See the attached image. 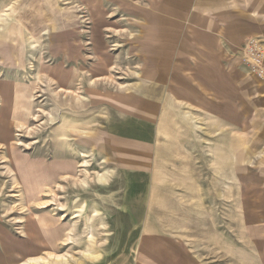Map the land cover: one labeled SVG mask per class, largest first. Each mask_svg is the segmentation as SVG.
<instances>
[{"label": "rangeland", "instance_id": "1", "mask_svg": "<svg viewBox=\"0 0 264 264\" xmlns=\"http://www.w3.org/2000/svg\"><path fill=\"white\" fill-rule=\"evenodd\" d=\"M164 1L158 15L150 0L28 1L15 34L0 3L9 264H264V79L247 74L242 45L226 75L204 70L209 85L155 77L175 54L169 24H151ZM261 17L240 24L247 38L264 41ZM141 92L165 103L146 125L147 172H130L106 139L137 118L122 106Z\"/></svg>", "mask_w": 264, "mask_h": 264}, {"label": "crops", "instance_id": "2", "mask_svg": "<svg viewBox=\"0 0 264 264\" xmlns=\"http://www.w3.org/2000/svg\"><path fill=\"white\" fill-rule=\"evenodd\" d=\"M28 1L33 0H0L1 4L5 3V25L10 31L13 30L14 34L16 33V20H20L18 27L29 23V16L21 10L26 7ZM150 1L151 5L156 6V14L158 15L160 7L158 0ZM15 2L18 3L17 13L14 9ZM163 4L165 6L162 5L161 7H166L168 14L166 16H154L152 18L154 21L151 24L153 26L162 23L169 24V30H172L170 33L174 35L170 39L175 43V54L171 53L168 57L173 66L156 67L153 68V72L156 77L163 70L168 69L169 71L170 69L168 73L170 76L169 83L175 85L177 81L179 85L182 84L183 88L197 85V81L209 85L204 76L206 68L218 69V74L226 75L228 70L223 67L222 63L235 62L236 59L233 60L231 55L234 48L242 45L247 35L255 33L244 32L240 24L244 23L245 19H260L264 15V0H165ZM203 22H210L211 26L214 25V27L204 28ZM182 26V31L177 33L176 29ZM25 29L27 30V28ZM19 31L22 32L23 29H19ZM172 56H174L173 59H171ZM165 59L167 58L163 57V62L166 61ZM154 61L152 60L150 64H153ZM180 79H183L184 83ZM125 96L132 103L129 101L127 105L122 107L125 108L127 114L132 113L137 118L131 119L130 125L128 124L122 133L124 135H121L119 130L112 128L106 141L111 146V156L118 163L127 166L126 170L147 172V162L143 161V158L146 159L153 141L146 125L151 124L157 114V107H160L161 103L163 109L165 101L144 94L135 97L132 93H127ZM163 97H165L164 94ZM141 131L146 132V135H142ZM136 133L141 134V136L136 135ZM94 138L96 142L98 139L97 137ZM10 253L7 244L6 247L0 249L1 264H9Z\"/></svg>", "mask_w": 264, "mask_h": 264}, {"label": "built area", "instance_id": "3", "mask_svg": "<svg viewBox=\"0 0 264 264\" xmlns=\"http://www.w3.org/2000/svg\"><path fill=\"white\" fill-rule=\"evenodd\" d=\"M242 61L247 74L258 81L264 79V41L250 36L242 44Z\"/></svg>", "mask_w": 264, "mask_h": 264}, {"label": "bare ground", "instance_id": "4", "mask_svg": "<svg viewBox=\"0 0 264 264\" xmlns=\"http://www.w3.org/2000/svg\"><path fill=\"white\" fill-rule=\"evenodd\" d=\"M3 130H5V129H3ZM6 136H7V135H4V140H6Z\"/></svg>", "mask_w": 264, "mask_h": 264}]
</instances>
